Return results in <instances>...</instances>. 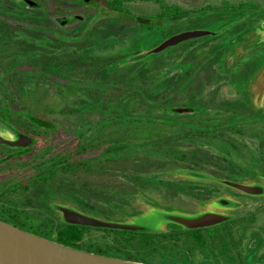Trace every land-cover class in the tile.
I'll return each instance as SVG.
<instances>
[{
	"label": "rangeland",
	"instance_id": "374dc122",
	"mask_svg": "<svg viewBox=\"0 0 264 264\" xmlns=\"http://www.w3.org/2000/svg\"><path fill=\"white\" fill-rule=\"evenodd\" d=\"M39 4L38 7H29L22 0H8L0 2L1 12L6 16L0 17V21L12 25L14 32L11 38L1 36L0 53L4 63H8L4 68H0V107H8L12 112H28L38 116L46 117L58 125L56 140L47 143L38 152L43 155L46 149L56 151L61 145L76 141L79 134L88 129L94 128L98 123L113 116L112 109L125 102V99L133 95L141 98L146 95V99H140V106H144L149 101V95H160L166 99V104L178 106L183 100L178 85L181 65V51L179 48L164 54H152L147 58L129 62L134 56L147 52L160 43L162 37L160 30L156 28L147 30L138 24L135 17H128L123 14L108 11L98 5H82L79 0H33ZM169 3L178 4L187 8H207L221 7L224 1L232 4L239 2H253L257 7L264 6V0H166ZM46 7L40 11H34L36 8ZM12 6V7H11ZM14 6V7H13ZM126 6L135 14L151 16L159 13L160 9L154 0H130ZM60 10V11H59ZM211 12H204L193 15L190 21L202 20L210 16ZM61 18H68V23L64 26L58 21ZM76 18L80 23H73L70 19ZM129 21L133 24L123 23L118 26L116 23ZM187 21V22H190ZM79 24V25H78ZM185 24V21L174 23L173 26ZM220 23L209 20L201 21L197 24L184 25L178 29L179 33L190 30H206L216 32ZM82 28L87 34H91L85 44L73 48L72 38L76 27ZM171 24L166 23L164 27ZM251 26V25H250ZM161 29V28H160ZM51 30V32H50ZM235 40H229V45L240 43L236 50H228L226 64H233L232 56L236 51V57H242L244 52L243 45H250L257 38H264L258 24H253L249 30H240ZM91 32V33H90ZM67 36V37H66ZM223 41V40H222ZM202 42L193 50L188 52L190 59L196 60L193 64L198 65L210 52L212 44ZM216 42H221L220 40ZM256 47V45L252 46ZM173 48H170L172 50ZM195 49L199 51L195 52ZM169 50V51H170ZM197 58H200L198 61ZM91 65L90 70L79 75V68L82 64ZM159 61V62H158ZM115 64V65H114ZM157 68V69H156ZM101 69L100 74L104 79L94 83L91 77L95 72ZM211 70V71H210ZM217 69H208L206 72L198 75V81L195 84L194 92L206 97L204 103L206 106L213 105L212 97L216 100H222L227 97L235 96L231 94L232 88L220 87L219 80L226 81L227 78L220 77ZM85 76V77H84ZM226 79V80H225ZM264 81V77L262 78ZM107 82L108 85L99 84ZM191 91V90H189ZM188 91V93H189ZM258 95V92L256 91ZM136 102V103H137ZM135 104V103H134ZM138 104V103H137ZM206 117L198 119V123H206ZM257 130V129H256ZM179 128L159 125H133L126 129L123 127L109 126L108 128L88 132V138L94 143L97 138H101L102 143L108 138H122L123 136L129 142L148 141L157 137L165 140H171L178 135ZM230 140H233L230 138ZM96 144V143H95ZM235 145L240 147V152L229 151L223 142L203 140H187L185 142L171 141L164 147L167 151L176 150L177 153L199 150L213 155H218V160L205 158L200 162L193 164L205 169L218 179H230V175L237 173L236 163L238 156L245 160L256 169L258 157L252 151L245 138H237ZM212 147H217L226 152V159L220 157L221 153H212L208 151ZM98 152L92 153L96 155ZM189 162V161H188ZM187 162V163H188ZM191 163V162H190ZM192 164V163H191ZM192 164V165H193ZM186 165L177 164L168 159L166 161L164 176L157 175L165 180H183L191 181L177 174ZM240 173H244L240 169ZM239 174V175H241ZM213 176V177H214ZM242 176V175H241ZM120 177V176H119ZM117 176L105 175L102 172L95 174H80L78 181L87 183L94 188L108 190L109 192H121L122 194L133 193L138 198L136 187L125 186L121 178ZM198 181V180H197ZM192 183L197 185H206L204 182ZM244 184H247L243 182ZM217 191L225 190L224 186L215 187ZM149 198L146 206L133 200L131 208L126 212L148 210V206L165 208H174L176 211L195 213L205 210L207 205L201 204L200 200L193 199L186 195H172L166 191L150 189L147 194ZM237 201V200H236ZM246 206L243 211L264 208V197L258 196L245 200ZM239 202V201H238ZM242 203V207H243ZM171 210V209H170ZM126 213H118L115 220H127L131 216ZM140 213V212H139ZM224 213V212H223ZM37 214V213H36ZM138 214V213H137ZM226 214V213H225ZM39 215V213L37 214ZM136 215V214H135ZM45 216V215H44ZM43 216V218H44ZM41 220V219H40ZM39 221V219H36ZM255 229L262 231L260 242H256L254 237H249L240 247L239 252L244 257L248 253L256 252L255 258L264 259V210L259 211L255 217ZM174 226L168 225L171 230ZM251 234V233H250ZM197 250V249H196ZM195 250L196 262L201 263L209 258V250L201 252ZM157 262V261H156Z\"/></svg>",
	"mask_w": 264,
	"mask_h": 264
},
{
	"label": "flooded vegetation",
	"instance_id": "af4514ba",
	"mask_svg": "<svg viewBox=\"0 0 264 264\" xmlns=\"http://www.w3.org/2000/svg\"><path fill=\"white\" fill-rule=\"evenodd\" d=\"M260 8L261 18L257 21L245 16L239 19L229 16L222 22L224 27H221L220 30L225 29L223 32L218 33L219 30H217L215 35L190 39L177 45L182 52L180 54L182 60L179 68L181 74L179 76L178 85L183 94V100L178 106L168 104L167 108H165V114L168 119L166 126L179 128L177 135L180 137V140H178L179 142H185L187 140L196 141L197 139L203 140L204 138L210 142H223L229 151L232 150L238 153L240 152V147L235 145L234 142H236L237 138H245L252 148V151L257 154V167L254 169L244 157L238 156L239 160L235 162L238 167L236 168L237 173H233L228 177L232 179L231 181L239 183L245 182L247 184L257 183L264 187V81H261L264 77V38H257L250 45H243L244 52L246 53L242 55V57H236L237 53L235 51L232 56L233 64H226L228 50H236L238 45H240V43L229 45L228 41L230 39L235 40L241 35L243 32L241 33L240 30H250L252 25L257 23L259 28L264 31V6ZM242 21H245L246 26ZM218 40L221 42H216ZM209 41H211L212 47L209 50L210 52L205 56L206 58L198 65L193 64L196 60H191L190 55H187L188 52L197 47L196 45ZM254 45H256V47H252ZM170 48L163 52L170 53L175 50H170ZM196 51L199 50L195 49V52ZM197 59L198 61L201 60L200 58ZM215 68L217 69L216 71H219L220 77L227 78V80L225 79L226 81H223L224 79L219 80L217 84L222 88H232L231 94H235V96L216 100V92L215 97H212L214 101L213 105L210 107L206 106V103H204L206 97L196 94L193 90L198 81V75L206 72L208 69ZM179 110L182 111L180 112ZM202 117H206V123H198L197 120H202ZM173 118H178V125L175 126L170 122ZM0 119L14 127L18 131L16 135L23 133L25 136L32 138V143H27V140H21V145L0 143L1 220L19 228L20 226L27 227V230H23L31 232L33 226H39L44 223V215L47 216L49 214L58 221L61 219V213L53 208L52 203L73 206L84 212L73 201L69 199L63 200L60 196H135L134 194H122L121 192L106 193V190L91 193L89 192V184H81L78 181V176L80 174L90 175L88 161L91 157H95L103 151L104 147L100 145L105 142L102 143V141H99L97 144L94 142L93 144L95 147L92 152H90L89 147L86 146L84 152L78 154L75 152L78 148L79 137H77L76 141L61 145L58 150L54 152L46 149L43 155H39L38 152L42 147H46L45 145L47 143L59 138V136H55L58 131V125L56 123L46 117L38 116L33 113L24 111L15 113L5 106L0 107ZM49 124H52L53 128H47L46 126ZM117 126L120 127V123H118L116 127ZM0 134L2 133L0 132ZM16 135H9L4 138L8 141L17 142V140L20 139L19 136ZM230 138L233 140H230ZM116 139L120 140V137ZM85 140L90 142L88 135ZM197 151L200 152L199 150ZM208 151H213L212 153L220 152V157L226 159V152H223V150L217 147H212V149H208ZM95 152H98V154L92 156L91 154ZM202 154L203 157L207 159L213 158L218 160L219 157L216 154L213 155L206 152H202ZM79 161H85V168L81 170L70 169L71 165ZM56 165H58V167L54 168ZM191 166L194 168L192 171L203 172L214 176L199 166L194 164ZM51 169H59L61 177H47V174L52 171ZM183 169L187 170L185 167H183ZM240 169H243L244 173L241 174ZM96 172L100 171H94L93 174ZM116 174L117 177H119V171H117ZM214 177H218V175ZM190 180V182L194 181V179ZM63 182L68 183L71 188L74 186L77 191H65V188L61 186ZM224 187L226 188L225 190H216L212 195L206 196L204 202L201 201L200 203L208 205L219 197H228L237 200L245 205L236 209L222 210V212L235 215L236 217L233 221L240 220L242 224H219L202 229L219 228L234 230V235L230 237L232 245L236 247L235 254L238 261L250 260L251 262L244 263H253L252 261L255 259L256 262H258L262 259L255 258L256 252L248 253L247 256L244 257L242 253L239 252V249L249 235L250 238L254 237V240L259 244L262 231L255 229L256 227L252 223L254 222L255 215L259 211L264 210V208L243 211V208L247 204L245 200L258 196L247 195L233 188ZM98 189L101 190V188ZM47 196H55V200H49ZM144 197L145 201L148 203L149 198L147 194H145ZM261 197H264V195ZM140 203L143 206L147 205V203ZM137 212L141 213V211ZM36 213H39V215ZM36 219H39V221H36Z\"/></svg>",
	"mask_w": 264,
	"mask_h": 264
},
{
	"label": "trees",
	"instance_id": "16d2710c",
	"mask_svg": "<svg viewBox=\"0 0 264 264\" xmlns=\"http://www.w3.org/2000/svg\"><path fill=\"white\" fill-rule=\"evenodd\" d=\"M2 1L4 0H0V2ZM129 1L130 0H79L82 5L95 4L114 13L123 14L128 17H135L141 27L149 31L155 28L160 30L162 41L179 33L178 29L186 24L198 25L201 21H207L210 19L212 22L221 24L218 29L219 33L225 30H220V28L224 27L222 22L229 16L238 19L245 16L253 18L254 21L261 18V8L257 7L253 2H239L238 4H232L229 1H224L221 7L191 9L178 4L169 3L166 0H154L159 6V13L151 16H143L133 13L126 6V3ZM8 2L14 5L13 2L11 3V0H8ZM45 7L46 4H43L42 8H36L34 11H40ZM1 10L2 7L0 6V17L6 16ZM204 12H211L213 14L202 20L190 21V18L193 15H198ZM70 21L73 23H80L76 18H72ZM180 21H185V24L173 26L174 23ZM123 23H128L130 25L133 24L129 21L122 23L115 22L118 26L123 25ZM166 23L171 24V26L167 28L164 27ZM242 23L246 26L245 21H242ZM13 32L14 29L12 28V25L0 21V42H3L1 36L11 38ZM90 35L91 34L84 32L79 26L74 28L73 34L69 36L72 38L73 48L85 44V41L88 40ZM177 48L178 46L173 47V49ZM2 54L4 53H0V68H4L8 64L6 62L4 63V56L1 57ZM159 54H164V52ZM88 65L91 64L88 63L87 59L86 63L80 66L79 75H81V77L83 76V73L91 69V66ZM4 69L9 71L7 68ZM100 72L101 69L95 72V76L91 77V79L95 81L94 83H97L96 81H99L98 79H100V81L104 79L102 75L103 73L100 74ZM99 84L108 85L109 83L100 82ZM141 98L145 100L146 95H141ZM141 98H139L138 95H133V97L130 96V98L125 99V102L118 105L117 108L111 110L113 113L111 118H107L103 122L94 126V128L88 129L84 133L79 134L78 148L75 152L78 154L83 153L86 146H88L89 151L92 152L95 145L90 139V142L85 140L88 132H93L95 130L99 131L108 128L109 126H116L118 123H120L121 127L126 129L133 125L143 126L148 124L165 127L168 122L165 114V108H167L165 102L166 99L160 95H149V101L144 103L145 105L142 107L140 106L142 102H137ZM170 122L175 126L179 123L178 118H173ZM46 127L53 128V125L49 124ZM178 140H180L179 136H174L171 140L157 137L148 141H136L131 143L124 136L120 138V140L114 137L108 138V140H105L104 144L100 145L104 147L103 151L100 152L99 155L89 159V172L90 174H93L94 171H100L105 175L114 177L117 176L116 172L119 171L122 184L125 186L136 187L135 194L141 197L148 194L150 189H154L158 191H166L175 196L186 195L204 202L206 196L215 193V187H220V184L204 182L206 185H197L189 181L165 180L159 178V176L157 177V175L164 176L163 173L165 172L166 161L168 159L177 164L186 165L185 168L190 171L194 169L191 166L194 159L195 163L203 160L201 157L202 152H198L197 150L181 153H177L176 150H165L164 147L166 146V143L169 144L171 141L177 143ZM99 141H101V138H97L94 142L97 144ZM84 163L85 161L74 163L70 166V169L81 170L85 168ZM57 167L58 165L54 166V168ZM51 170L52 171L47 174V177H61L59 169ZM179 171H177V173ZM61 186L65 188V191H77L74 186L71 188L66 182H63ZM89 192L97 193L102 192V190L90 186ZM105 192L108 193L109 191L107 190ZM110 192L114 193L113 190ZM47 197L49 200H55V196ZM60 197L63 200L69 199L73 201L85 213L103 219L114 220L118 213H126L131 208V202L137 198V196ZM168 209L175 210L172 207H169ZM137 213V211H131L126 214L130 216ZM43 221L44 223L42 225L33 226L31 232L54 240L65 246L87 250L104 256L118 257L124 260L149 264H233L251 262L250 260L238 261L235 254L236 247L232 245L230 237L231 235H234V230L232 229L209 228L185 231L179 226L172 225L174 228L171 230L169 229L166 233L153 234L140 231L132 232L70 225L64 223L62 219L58 221L49 214L44 216ZM235 224H242V222H240V220L233 221L232 219L221 225ZM20 228L28 229L23 226H20ZM196 249L201 252L211 250L209 258L201 263L196 262ZM252 262H256V260L254 259ZM258 262H264V260L262 259Z\"/></svg>",
	"mask_w": 264,
	"mask_h": 264
},
{
	"label": "water",
	"instance_id": "95a60500",
	"mask_svg": "<svg viewBox=\"0 0 264 264\" xmlns=\"http://www.w3.org/2000/svg\"><path fill=\"white\" fill-rule=\"evenodd\" d=\"M29 7H38L39 4L33 0H22ZM62 26L68 23V18L58 20ZM216 32L206 30H190L175 34L153 49L129 59V62L141 61L152 54H159L164 50L179 45L190 39H196L215 35ZM180 112L182 110H179ZM0 143L21 145V140L32 143V138L25 136L9 123L0 119ZM9 135L19 136L17 142L8 141L4 137ZM27 145V144H25ZM179 176L198 181L214 182L223 186L233 188L251 196H263V185L243 184L226 179H218L209 174L190 170H181ZM142 202L143 199L135 198ZM53 208L61 213L64 223L70 225L87 226L98 229H111L121 231H140L146 233L160 234L168 231V225H176L185 231L196 230L216 226L234 219L235 215H229L222 210L236 209L242 206L232 198L219 197L209 203L205 210L188 213L148 206V210L131 216L127 220L103 219L92 214L78 210L65 204L52 203ZM0 264H149L124 260L118 257L104 256L87 250H81L62 245L54 240L42 237L32 232L23 230L0 219ZM233 264H264V262L233 263Z\"/></svg>",
	"mask_w": 264,
	"mask_h": 264
}]
</instances>
